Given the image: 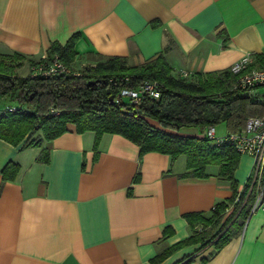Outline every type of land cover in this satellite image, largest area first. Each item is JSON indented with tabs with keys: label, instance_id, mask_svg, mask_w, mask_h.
I'll list each match as a JSON object with an SVG mask.
<instances>
[{
	"label": "crops",
	"instance_id": "0c3cea01",
	"mask_svg": "<svg viewBox=\"0 0 264 264\" xmlns=\"http://www.w3.org/2000/svg\"><path fill=\"white\" fill-rule=\"evenodd\" d=\"M75 32V69L89 64L88 52L141 63L170 36L166 58L175 75L220 70L264 52V0H0V53L39 58L51 41ZM94 138L73 124L42 146L0 137V264H151L190 235L183 213L210 211L232 194L217 166L205 177L185 176L186 156L140 158L139 146L117 133H104L96 151ZM43 147L47 163L37 160ZM9 161L20 165L11 180L2 174ZM253 172L255 158L241 153L235 177L242 185ZM168 225L174 232L165 237ZM200 246L159 264H264V200L220 250L210 255L213 246Z\"/></svg>",
	"mask_w": 264,
	"mask_h": 264
},
{
	"label": "trees",
	"instance_id": "16d2710c",
	"mask_svg": "<svg viewBox=\"0 0 264 264\" xmlns=\"http://www.w3.org/2000/svg\"><path fill=\"white\" fill-rule=\"evenodd\" d=\"M79 37L80 33L75 32L64 42L53 40L46 51L47 59L57 54L70 68L69 72L32 74L30 65L46 59L18 51L0 53V101L7 95L16 100V104L10 105L15 106L14 110L0 111V137L15 145L24 141L23 147L42 146L44 140L54 139L73 124L79 133H95L96 151L104 133H117L139 146L140 158L150 151L169 154L172 159L185 155V176H208L207 167L216 165L217 176L229 182L231 196L218 200L210 211L183 213L190 235L166 246L150 262L159 264L175 251L196 243H201L199 249L213 246V255L242 233L260 186L264 197V167L260 184L253 172L241 185L235 177L241 153L229 143L218 144L208 138L205 129L222 125L226 131H239L248 117L264 115V101L235 87L238 74L230 67L186 77L181 73L175 75L166 58L173 44L170 36L161 51L141 63H130L127 56L88 52L89 64L75 69V44ZM25 63L28 73L19 74L18 68ZM262 66L264 52L254 54L249 68ZM145 79L159 81L158 98L145 97L140 103L127 97L115 99L122 87H137ZM186 128L200 131L194 134ZM37 160L49 162L48 147L41 149ZM19 169V163L9 161L3 168V178L14 179ZM139 179L140 171L135 181ZM173 232L168 225L163 235ZM193 257L191 253L181 262H189Z\"/></svg>",
	"mask_w": 264,
	"mask_h": 264
},
{
	"label": "built area",
	"instance_id": "2783aa9c",
	"mask_svg": "<svg viewBox=\"0 0 264 264\" xmlns=\"http://www.w3.org/2000/svg\"><path fill=\"white\" fill-rule=\"evenodd\" d=\"M253 54L248 52L240 59L236 60L231 66V70L238 74L235 87H241L249 95L254 96L259 101H264V66L249 68L253 60ZM37 63L30 65L32 74L52 75L57 73L69 72L70 68L56 54L51 59L44 55ZM192 72L182 70L181 75L186 77ZM128 78V77H126ZM161 95V84L155 79H145L137 87H122L115 96L116 100L127 97L133 103H140L145 97L158 98ZM15 106H8L3 110H14ZM54 113L56 109L51 108ZM205 134L218 144L229 143L240 153H248L255 158L254 178L260 184L262 170L264 167V115L250 116L246 120L244 127L239 131H225L218 133L215 125L206 127ZM264 200L263 188L257 194V199L253 210Z\"/></svg>",
	"mask_w": 264,
	"mask_h": 264
},
{
	"label": "rangeland",
	"instance_id": "374dc122",
	"mask_svg": "<svg viewBox=\"0 0 264 264\" xmlns=\"http://www.w3.org/2000/svg\"><path fill=\"white\" fill-rule=\"evenodd\" d=\"M18 73L19 74H22V75L27 74L28 73V64L25 63L23 66H21L20 68H18ZM125 99H127V98H125ZM13 104H16V100L15 99H12L9 95L2 97V99L0 101V111L2 109L7 108L10 105H13ZM216 128H217L218 133H223V132L226 131L225 128H224V126H222V125L216 126ZM185 130L192 131V132H196V133L200 131L199 128H186ZM182 157L185 158V155H183ZM211 167L216 168V165L211 166Z\"/></svg>",
	"mask_w": 264,
	"mask_h": 264
}]
</instances>
